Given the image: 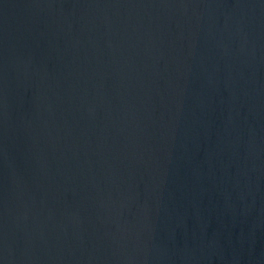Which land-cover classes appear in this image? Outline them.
Segmentation results:
<instances>
[{"label":"water","instance_id":"water-1","mask_svg":"<svg viewBox=\"0 0 264 264\" xmlns=\"http://www.w3.org/2000/svg\"><path fill=\"white\" fill-rule=\"evenodd\" d=\"M0 264H264V0H0Z\"/></svg>","mask_w":264,"mask_h":264}]
</instances>
